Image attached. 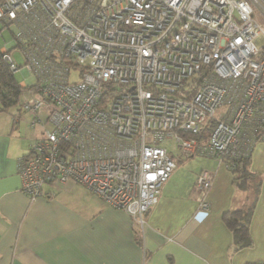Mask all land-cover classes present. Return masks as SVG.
<instances>
[{
  "label": "built area",
  "instance_id": "obj_1",
  "mask_svg": "<svg viewBox=\"0 0 264 264\" xmlns=\"http://www.w3.org/2000/svg\"><path fill=\"white\" fill-rule=\"evenodd\" d=\"M0 24L41 128L18 161L30 198L73 181L142 228L179 160L230 169L264 141V0H0ZM212 181L196 176L202 209Z\"/></svg>",
  "mask_w": 264,
  "mask_h": 264
},
{
  "label": "crops",
  "instance_id": "obj_2",
  "mask_svg": "<svg viewBox=\"0 0 264 264\" xmlns=\"http://www.w3.org/2000/svg\"><path fill=\"white\" fill-rule=\"evenodd\" d=\"M8 113L0 111V264H247L264 260V141L256 143L250 162V169L261 177L250 221L253 245L232 251V235L221 216L245 200L246 190L236 189L230 169L217 158L199 164L191 161L195 155L179 160L139 228L123 209L73 181L46 186L35 198L26 195L20 189L18 161L30 151L38 130L23 132L21 122ZM202 170L213 174L205 196L207 209L200 207L193 187ZM134 229L139 230V238Z\"/></svg>",
  "mask_w": 264,
  "mask_h": 264
},
{
  "label": "trees",
  "instance_id": "obj_3",
  "mask_svg": "<svg viewBox=\"0 0 264 264\" xmlns=\"http://www.w3.org/2000/svg\"><path fill=\"white\" fill-rule=\"evenodd\" d=\"M14 73L15 72H12L8 64L4 61L0 50V111L6 112L9 108L18 104L17 110H20V96L23 86L20 84V81L15 78ZM211 123L210 120H207L201 133L197 135L198 140H206L209 130L211 129ZM251 155L252 152L234 158V165L230 168L232 182L236 189L240 192L246 190L245 200H243L238 207L232 206L226 209L221 216L222 221L232 235L229 245V249L232 251L251 247L253 245L250 234V221L259 193L261 177L250 169ZM138 233L139 230H135V234L139 238L140 233Z\"/></svg>",
  "mask_w": 264,
  "mask_h": 264
},
{
  "label": "rangeland",
  "instance_id": "obj_4",
  "mask_svg": "<svg viewBox=\"0 0 264 264\" xmlns=\"http://www.w3.org/2000/svg\"><path fill=\"white\" fill-rule=\"evenodd\" d=\"M1 28H2V25L0 24V29ZM12 30H13V26L3 27L2 31L0 32V45L1 46H3V45L9 46L10 45V43L12 42V32H11ZM14 53H15V57L20 62L21 61V57H20L19 53L17 51H15ZM14 76L19 81L22 80V79H30L31 78L30 73L26 72L23 68H21L20 70H18L17 72H15L14 73ZM71 78L72 79H75L74 75L71 76ZM22 100H23V95L21 94V96H20V102ZM18 106H19V104L18 105H15V106H13V107H11V108L8 109L7 112H9L8 113L9 117L10 118L17 117L16 120H19V122H21L20 129L23 132L29 133L30 130L36 128L38 130L37 135H39L40 134V131H41L40 126L39 125L34 126V127L30 126V124H29V115L30 114L28 112H26V111L21 110V109L20 110H17ZM16 115H18V116H16ZM26 137L29 138L30 137L29 134ZM173 152L177 153V150H175V148H173ZM209 157L210 156H205V155H195V157H193L191 159V161H192V163H198L199 164V162L201 160L207 159ZM181 165H182V163L179 166H181ZM183 167H186V165L183 166Z\"/></svg>",
  "mask_w": 264,
  "mask_h": 264
},
{
  "label": "clouds",
  "instance_id": "obj_5",
  "mask_svg": "<svg viewBox=\"0 0 264 264\" xmlns=\"http://www.w3.org/2000/svg\"><path fill=\"white\" fill-rule=\"evenodd\" d=\"M177 166H178V163H177Z\"/></svg>",
  "mask_w": 264,
  "mask_h": 264
}]
</instances>
